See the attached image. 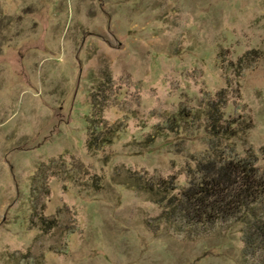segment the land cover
I'll return each instance as SVG.
<instances>
[{"label":"rangeland","instance_id":"rangeland-1","mask_svg":"<svg viewBox=\"0 0 264 264\" xmlns=\"http://www.w3.org/2000/svg\"><path fill=\"white\" fill-rule=\"evenodd\" d=\"M105 70L118 130L89 152ZM219 90L227 140L203 125ZM212 151L263 165L264 0H0V264L250 262L238 222L175 232L124 182L176 192Z\"/></svg>","mask_w":264,"mask_h":264},{"label":"trees","instance_id":"trees-1","mask_svg":"<svg viewBox=\"0 0 264 264\" xmlns=\"http://www.w3.org/2000/svg\"><path fill=\"white\" fill-rule=\"evenodd\" d=\"M250 52L239 58L237 68L251 61ZM101 78L95 91L91 92L90 115L86 118L85 145L89 152L109 143L118 130L117 124H109L103 118L102 112L109 99L106 94L109 73L105 70ZM216 95L217 98L206 102L203 108L204 130L210 136L227 140L240 132L236 121L223 118L219 102L222 98H218L223 97V91L219 90ZM173 120L169 118L167 121L172 124ZM262 156L264 158V152ZM255 161L250 157L235 159L212 151L195 162L187 185L176 192L172 175L146 182L128 176L124 182L156 203L161 208L158 218L167 229L175 232L198 234L217 224L238 222L242 227L244 253L251 257L250 262L246 259L244 264H264V159L262 166H257ZM43 186L44 182L39 181L35 188L38 190ZM50 223L41 221L48 227Z\"/></svg>","mask_w":264,"mask_h":264}]
</instances>
